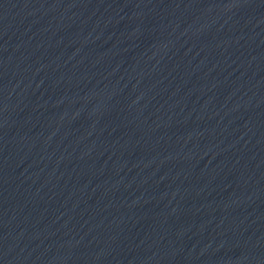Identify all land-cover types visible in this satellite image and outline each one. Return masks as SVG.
I'll use <instances>...</instances> for the list:
<instances>
[{"label": "water", "instance_id": "95a60500", "mask_svg": "<svg viewBox=\"0 0 264 264\" xmlns=\"http://www.w3.org/2000/svg\"><path fill=\"white\" fill-rule=\"evenodd\" d=\"M0 264H264V0H0Z\"/></svg>", "mask_w": 264, "mask_h": 264}]
</instances>
